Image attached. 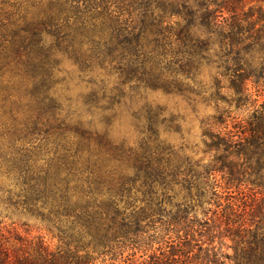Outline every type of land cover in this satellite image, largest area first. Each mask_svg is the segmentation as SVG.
<instances>
[{"label":"trees","instance_id":"trees-1","mask_svg":"<svg viewBox=\"0 0 264 264\" xmlns=\"http://www.w3.org/2000/svg\"><path fill=\"white\" fill-rule=\"evenodd\" d=\"M62 55L81 73L100 70L77 117L64 114L54 86ZM160 57L169 76L188 78L212 57L235 74L264 63V0H0V205L39 218L56 240L10 235L0 219V264H264L263 224L232 218L228 203L220 233L230 254L212 245L216 211L195 210L210 192L222 205L216 172L226 189L245 163L264 177V111L237 132L206 133L208 161L153 127L137 147L112 135L111 118L97 129L96 108L113 109L100 105ZM254 73L236 75L237 90ZM146 74L152 87L169 79Z\"/></svg>","mask_w":264,"mask_h":264},{"label":"rangeland","instance_id":"rangeland-1","mask_svg":"<svg viewBox=\"0 0 264 264\" xmlns=\"http://www.w3.org/2000/svg\"><path fill=\"white\" fill-rule=\"evenodd\" d=\"M165 58L150 61L145 71L156 77L159 69H162L169 79L155 82L158 86L152 87L148 80L146 83L148 76L143 68L135 69L133 78L114 91L113 102L107 104L103 101L100 105L113 109L96 108L93 118L97 129L102 130L105 127L103 121L111 118L112 135L117 140L124 139L129 145L137 147L153 127L160 132V138L173 149L195 159L203 157L204 161H208L211 156L204 153L205 141L208 139L206 133H224L228 129L237 132L254 114L264 111V63H257L250 68L243 65L242 69L237 71L238 74H235L231 65L220 64L222 60L212 57L213 61L217 62H203L197 72L193 71L190 75H194L188 78L181 75L169 76L172 68L169 63L165 64ZM250 71L255 73L246 80L245 90H237L236 84L241 83V77L236 75ZM99 73V69L81 73L78 66L66 55L60 56V63L55 69L54 86L63 103L64 114L77 117L79 113L88 112L87 101L91 100L94 90L99 86L96 85L100 78ZM117 77L118 73L112 75L106 81L107 84L112 86L115 79L118 82ZM91 80H94L95 84ZM164 82L168 84H163ZM118 93H122V96H117ZM88 116H83L84 121L92 118V115L90 118H87ZM244 162L246 161L243 158L241 163ZM246 164L243 166L244 174L230 189L225 188L221 172L214 173L211 178L217 184L216 192L222 195L221 206H216L218 198L210 192L208 198H211V203H201L195 209L201 218L212 217L216 211L213 217L216 230L213 232L215 238L212 245L221 247L224 252L230 254L233 253L230 247L232 241L220 233L225 227L224 217H221L222 210L228 203L235 204L237 213H241H234L232 218L239 219L240 216L248 223L264 225V177L258 178L253 168L249 167V164L246 167ZM10 181L9 178H4L6 184H10ZM230 212L232 211L226 210V213ZM0 219L3 221L2 225L11 231L10 235L15 232L30 236L43 235L51 247L56 244V240L43 228L42 221L35 216L22 214L1 204ZM205 239L206 237L203 238ZM139 255L138 253L137 258Z\"/></svg>","mask_w":264,"mask_h":264}]
</instances>
